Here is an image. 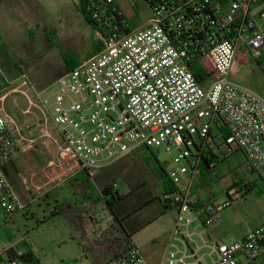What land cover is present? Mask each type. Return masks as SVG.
<instances>
[{"label":"built area","instance_id":"built-area-1","mask_svg":"<svg viewBox=\"0 0 264 264\" xmlns=\"http://www.w3.org/2000/svg\"><path fill=\"white\" fill-rule=\"evenodd\" d=\"M145 1L148 22L124 32L115 1L93 0L101 51L48 88H35L22 74L0 94V209L8 220L27 205L4 167L37 144L51 157L48 169L63 179L93 178L140 148L177 153L167 174L171 188L161 196L177 211L175 235L194 222L213 227L224 209L243 199L237 185L222 204L194 198L204 159L241 152L264 187V96L230 80L239 59L250 56L264 66V0ZM213 253L211 264H243L241 257L264 262V230L217 244ZM24 257L16 246L0 250V264H38ZM105 264L148 263L129 243ZM166 264L201 260L183 252Z\"/></svg>","mask_w":264,"mask_h":264},{"label":"rangeland","instance_id":"rangeland-1","mask_svg":"<svg viewBox=\"0 0 264 264\" xmlns=\"http://www.w3.org/2000/svg\"><path fill=\"white\" fill-rule=\"evenodd\" d=\"M118 1L126 9L132 29L149 19L145 0ZM98 46L100 39L84 20L78 0H0V94L22 74L28 76L35 88H48L67 73L70 61L90 58ZM230 80L264 96V66L250 56L234 62ZM176 155L165 148H140L136 159L129 156L116 164V194L128 197L122 205L126 209L139 208L131 221L143 228L137 229L134 243L149 261L160 264L165 254L168 262L187 251L197 252L202 264H210L216 259L213 248L217 242L231 244L241 241L254 229L264 230V187L247 170L244 154L235 152L216 164L207 186L195 185L194 190L204 202L222 204L229 200L228 190L237 185L245 191L243 199L224 209L213 227L204 229L194 222L185 233L175 235L177 211L164 210L159 198L163 193L162 181L167 180L170 161ZM97 182H88L87 188L97 199L93 202L98 211L97 220L106 224L111 213L106 209ZM137 186L141 188L131 194ZM75 187V184L70 186L69 197L72 194L71 200L81 205L83 194L76 195ZM148 199L152 202L145 208ZM49 204L52 208L54 203L50 200ZM51 208L42 199L33 206L34 216L27 217L26 211H21L10 221L0 212V242L30 244L41 264H95L70 222V214H77L79 220L84 208L74 205L73 210L65 208L60 215L50 218ZM171 253H176V257ZM241 261L247 263L245 257Z\"/></svg>","mask_w":264,"mask_h":264},{"label":"crops","instance_id":"crops-1","mask_svg":"<svg viewBox=\"0 0 264 264\" xmlns=\"http://www.w3.org/2000/svg\"><path fill=\"white\" fill-rule=\"evenodd\" d=\"M114 1L115 4L118 6L119 10L123 13L127 21V16L125 14L126 9H124L122 4L118 0H114ZM150 17H151V12H150ZM142 25L143 24H141L139 27H141ZM127 28L134 30L129 26L128 22H127ZM136 153L137 152L133 154L135 155L134 157H132L133 155H131L130 158L136 159ZM126 158H129V156L119 159L118 161L107 167L108 168L107 170H103L99 172L93 178H90L86 174L78 173L74 175H68L69 177L63 179L62 177H60V172H57V175H55L52 171L48 169V164L51 160V157L47 149L43 145L37 144L34 148L29 149L28 151L19 152L10 163H7L5 165L4 171L17 195L27 205V208L25 210L27 217L31 214L33 216L35 215V213L32 212L33 206L42 199L48 201L49 208H51V204H49V201L52 200L54 204L51 208L53 209L51 213L57 212L59 213V215L62 213L63 209L65 208H69V210L71 211L74 209L73 208L74 205L76 206V208L82 209L83 207L85 212H83V216H80L81 218L79 220L77 219V217H79L77 214L74 215L70 214L71 225H73V227L75 228V232L77 233L76 235L79 237L80 241L85 246V249L89 253H91L92 257L95 260V264H105L108 261L115 258L116 256H118L122 251H124V249L127 247L129 243L135 244L134 236L138 231L137 229L138 228L140 229L141 227H139L135 222L131 220L132 218H134V216H136L137 213L134 212L137 211V209L139 208L126 209L125 207H123L122 205L127 200L126 198H124L122 201L117 203L115 201L114 209H115V213H117L120 217L119 220L118 221L114 220L112 219L111 216L106 224H102L96 218L97 215L96 213L98 211L96 210L93 202L97 199L95 195L88 190L87 184L88 182L98 181L101 187L100 190L101 195L103 189L106 186H112L113 187L112 191L116 194V164ZM105 174H109L107 175V178ZM110 175L113 177L112 179L109 178ZM84 176L86 178L85 180H83ZM200 179L201 177L197 181L196 185H201V183L199 182ZM165 183H166L165 180L162 181L163 193L165 192ZM74 184L76 185L75 194L77 195L80 192L83 194V196L81 197L83 204L81 203V205L75 204L73 200H71L72 194H70L69 197L70 186ZM140 188L137 186L132 190L131 194L137 193V191ZM194 189H193L194 198L200 202H204L203 200H201L199 196L196 195ZM151 202L152 201L149 199L146 200L144 203V207L147 208L148 204H150ZM160 202H162L163 205L164 202L163 201ZM39 207H41V205ZM106 209H107V205H106ZM0 212H2L1 209ZM15 215H13L11 218H13ZM132 230L134 231L137 230L136 232H134L135 235L134 234L131 235ZM130 235L131 237L128 240V236ZM221 243H225V242H220V243L217 242L215 245ZM20 244L23 243L18 242L11 244L10 242H0V250L6 249L7 247H11V246H16L18 250L24 252V250L19 249V247L21 246ZM29 250L35 256V259L39 261V264H41V260L39 256H37L36 252L34 251V248L30 244H29ZM184 252L188 253L187 251ZM172 254H176V253H171V255ZM146 260L148 264H154L151 261H149L147 258ZM160 262H161L160 264H164V262L165 263L167 262L165 259V254L161 258ZM245 264H264V262L262 260H257V261L247 262Z\"/></svg>","mask_w":264,"mask_h":264},{"label":"trees","instance_id":"trees-1","mask_svg":"<svg viewBox=\"0 0 264 264\" xmlns=\"http://www.w3.org/2000/svg\"><path fill=\"white\" fill-rule=\"evenodd\" d=\"M93 0H78V4H79V8L80 11L83 15L84 20L86 21V23L88 25H90L92 27V29L95 31L99 28V24L93 20L92 17V12L90 10V5L92 4ZM120 15L117 16V26H119L120 28L123 26H127V21L123 15V13L121 11H119ZM131 29H125L124 32H128ZM102 43L100 42V46H98L94 51H93V55H95L96 53H98L99 51H101L102 49ZM92 57V56H91ZM80 63V61H70L67 65V70L70 71L73 68H75L78 64ZM200 69H202V65L200 66H196L195 70H196V74L199 75L201 73ZM67 71V72H68ZM221 160V158H219L218 156L215 157H211L208 159H204L202 162V166H201V171H202V175H201V179H200V183L203 186H207V184H209L211 182V171L215 168L216 164ZM206 171V172H205ZM236 186V185H235ZM171 185L168 181V179L166 180L165 183V191L170 190ZM113 187L112 186H106L103 191H102V196L105 199L106 205H107V209L110 211L112 219L114 220H119V215L117 213H115V205L114 202H120L122 201L124 198H128L127 196L122 197L120 196L118 193L115 194L113 191ZM248 192V190L246 191V193ZM159 200H161V197L159 198ZM162 201V200H161ZM200 202V201H199ZM202 203V202H200ZM164 206V210H169L171 207L166 205L165 203H163ZM139 209H137V211H135L134 213H138ZM59 215V213H52L50 215V218H54L57 217ZM44 223V222H42ZM139 229V228H138ZM137 230H132L131 231V235L134 234V232H136ZM130 236H128V240L130 239ZM21 246L19 247V249L24 250V254H25V259L27 261H37L39 264V261L37 259H35V256L31 253V251L29 250V244L28 243H23L20 244Z\"/></svg>","mask_w":264,"mask_h":264}]
</instances>
